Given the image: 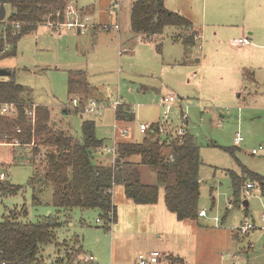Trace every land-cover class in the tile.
Wrapping results in <instances>:
<instances>
[{"label": "rangeland", "instance_id": "1", "mask_svg": "<svg viewBox=\"0 0 264 264\" xmlns=\"http://www.w3.org/2000/svg\"><path fill=\"white\" fill-rule=\"evenodd\" d=\"M69 1L83 13L91 14L97 25L98 22L111 23L119 12L121 31L107 33L96 28L103 33L93 37V30L86 35H77L60 29L62 34L58 35L60 32L42 24L34 32L24 35L15 50L8 47L15 54L0 60V69L13 71L16 81L30 91L32 101L49 107L57 126L69 131L79 141H82L84 120L96 122L97 137L104 140V146L108 148L114 145V140L141 142L144 138L140 132L141 124L151 126L168 120L167 124L171 122L175 127H185L201 147L199 207L208 211L207 217L201 220L202 225L216 232L202 237L199 262L192 244L189 247L173 244V249L187 257L186 264H234L233 257L237 256L245 258L239 264H264V188L255 184L253 190L243 189L238 201L229 174L241 175L245 168L264 177V157L252 155L253 149L264 145V86L235 91L226 71L219 70L212 60L203 62L205 48L200 51L198 43L194 49L186 47L180 37L185 32L180 28L167 27L162 36L154 39L134 34L130 16L135 0H120L119 11L113 10L116 0ZM166 3L171 11L188 17L195 26L202 28L198 17L205 8L204 0H167ZM207 11L209 18L212 13L210 0ZM235 33L237 31L231 29L228 36L234 39ZM210 39L209 34L208 38L202 37L201 45L205 47ZM79 73L83 74L79 93L84 89L82 80L85 79L90 85V94L69 97L70 79ZM167 95L176 98L168 117L164 114L166 107L161 104ZM75 96L84 102L103 98L102 102L105 100L111 104L106 103L109 108L101 115L66 108ZM116 101L129 105L136 114V119L126 126L116 122L115 110L111 107ZM64 109L69 110V114H63ZM121 128L129 129L130 134L122 136ZM237 133L244 137L240 146L234 143ZM16 146L19 155L14 163L12 148L6 145L0 146V159L4 161L9 181L22 186L23 190L4 199L0 205V221L10 211L21 210L24 206L32 222L42 216L56 215L57 209L52 204L54 186L44 185L42 173L35 172L32 162H28L33 158V147ZM112 160L108 151L102 150L94 155V163L108 165ZM144 181L157 184L153 173L146 169ZM34 198L40 204H35ZM160 199H164L163 186L160 187ZM128 200L124 186L116 185L113 193L116 220L109 223L98 211L75 210L72 213V222L64 224L57 232V241H67L69 247H73L75 238L82 241L81 256L70 264H92L88 261L90 255L96 257L98 264H133L140 253L162 249L165 241L154 237L156 228L151 229L146 220L141 222L150 207ZM126 202L135 206L134 209H129ZM127 221L136 225L146 223L148 227L134 238V234H127L129 226H124ZM245 221L254 224L255 228L247 235L237 237ZM42 255L44 264H59L60 258L66 259L64 247L59 252L55 244L46 246Z\"/></svg>", "mask_w": 264, "mask_h": 264}, {"label": "trees", "instance_id": "2", "mask_svg": "<svg viewBox=\"0 0 264 264\" xmlns=\"http://www.w3.org/2000/svg\"><path fill=\"white\" fill-rule=\"evenodd\" d=\"M69 3V0H0V9L5 6L7 11L6 18L0 20V60L15 54L8 47L15 50L24 35L45 24V18L64 21V15L58 18L57 13L61 11L63 14ZM17 24L21 25L19 29ZM130 26L134 34L146 38L162 36L167 27L180 28L185 32L180 37L186 47L192 49L198 43L197 39H201L193 23L169 10L164 0H135ZM9 72L8 76L0 77V145L33 147L30 162L35 172L42 173L44 185L54 186L52 204L57 213L32 222L24 206L4 215L0 221V264H44L42 253L50 244H55L59 252L61 247L65 249L66 259L60 258L59 264L77 261L83 252L81 239L75 238L73 247H69L67 241H57L58 230L72 222L75 210L98 211L107 223L115 221L113 191L118 184L124 186L126 197L137 205L157 204L160 187L163 186L165 203L171 213L180 221H199L201 147L187 129L181 136L180 128L171 122L153 124L141 142L118 141L114 163H94V155L106 147L104 140L97 137L96 122H82V141L58 127L52 110L47 106L36 105L33 122L27 114L35 105L30 91L16 81L13 71ZM82 76L79 73L71 77L70 97L76 94L89 96L91 88L85 79L82 80L84 89L79 93ZM7 103L17 107L16 116L1 114L2 106ZM63 114H69V110L64 109ZM115 119L126 126L136 119V114L132 107L121 104L115 111ZM37 163L39 165L36 166ZM0 169L6 172V179L0 180L1 205L4 199L18 195L23 187L9 181L4 163ZM145 169L153 173L157 184L145 183ZM229 174L238 201L248 184L264 188V177L245 168L241 175ZM34 200L37 201L35 204H40L37 198ZM161 263L185 264V261L179 256L165 255Z\"/></svg>", "mask_w": 264, "mask_h": 264}, {"label": "crops", "instance_id": "3", "mask_svg": "<svg viewBox=\"0 0 264 264\" xmlns=\"http://www.w3.org/2000/svg\"><path fill=\"white\" fill-rule=\"evenodd\" d=\"M164 1L167 7V0ZM204 2L205 8L201 11L200 16L198 17V23L202 24V28L200 26H195L193 21L187 17L193 23L194 27L199 30V36H201V38L205 36H207L208 38V34L211 37L210 41L206 42L205 47L201 45L202 51H204L205 48V51L203 52L205 53L203 62H205V60L211 62L212 60V62H216L217 68L219 70L226 71L230 75V80L232 81V85L235 91L243 88L247 90L249 89V86H254L255 88L264 86V0H210V3L212 4V13L210 14L209 18L207 11V3L209 2V0H204ZM168 9L171 10L170 7ZM116 14L117 15L115 16L114 21L107 25L119 23V31H121L119 12ZM186 15L189 14L186 13ZM98 23L104 24L101 22ZM208 26H212V29H208ZM231 29L237 31V33H235L234 35V39L228 36ZM113 30L114 29L103 32L110 33ZM55 31L56 33L60 32L57 33L58 35L62 34V30ZM103 32L99 30H93L91 34L93 37H97V35ZM73 33L82 35L78 31H74ZM242 38H248L251 41V44L248 46H241L239 44V40ZM196 47L197 45L194 48ZM142 90H145V92L147 91V89L143 87ZM97 100L99 102H102L103 98L102 100ZM103 102L111 104L105 100ZM35 105L37 104L35 103ZM8 147L12 148V162L14 163L15 159H17L19 155L16 154L17 146L9 145ZM0 160L4 162L2 159ZM28 162H30V160ZM128 201L132 202L131 200ZM130 202H126V206H128V208L132 210L135 206H132ZM146 206L150 208L147 212V217L143 218L141 222H144L146 220L149 223L151 229L155 227L157 232L154 233V237L165 241V245L162 247V249H154L152 251H159L163 254V256H179L185 261L186 264L187 257L185 255H183L182 257V253H180V251H175V249H173V244L181 245L184 247H189V244H192V249H196V257L197 261L199 262L201 255L200 252L203 244L201 239L205 236V234L211 236L210 234L214 231L203 228V223L201 220L206 217H200L199 221L197 222L188 220L180 221L175 214L171 213L168 210L165 203V198H159L158 203L155 205ZM204 210L208 214V211L206 209H200V211ZM141 222L138 225L133 224V221H127V223H124V226H129L127 234H134L133 236L135 238V236H138L140 233L145 232V228L148 227V225ZM247 222L249 223V221H245V223H243L241 226H244ZM250 231L251 230L244 234L239 231L237 233V237L239 236V234L247 235ZM193 243H195V245ZM142 254L144 253H140L139 255ZM91 257L94 258L93 261H90ZM95 258L96 257H94L93 255H90L88 257V261L92 264H98ZM233 259L234 264H239L240 262L245 261V258L243 256L233 257ZM136 263L137 260L133 264Z\"/></svg>", "mask_w": 264, "mask_h": 264}, {"label": "built area", "instance_id": "4", "mask_svg": "<svg viewBox=\"0 0 264 264\" xmlns=\"http://www.w3.org/2000/svg\"><path fill=\"white\" fill-rule=\"evenodd\" d=\"M121 7L120 0H116L115 4L113 5V10L119 11ZM64 15V21H52L49 18H45L46 22L45 24L49 27L60 30V29H66L67 31L74 32L78 31L80 34L85 35L90 30H95L96 28H100L103 31H110L112 29L119 30L120 25L119 23L113 24V25H107V24H95L92 21V17L90 14L83 13L82 10L74 5L73 3H69L66 7V10L63 12L59 11L57 13V17L60 18ZM17 29L21 27L20 24L16 25ZM147 39H154V38H147ZM199 49L201 50V39H197ZM239 44L241 46H248L251 44V41L248 38H242L239 40ZM176 102V98L174 96H165L161 100L162 106L166 107V110L164 112L165 116L168 117L170 110L173 106V104ZM121 105L119 101H116L113 103L111 107L114 108L116 111L118 107ZM68 107H73L74 109H81L84 113H90V114H99L101 115L107 108L106 103L99 102L97 100H89L88 102H84L81 98L75 96L73 99H71V104ZM35 108L36 105L33 106V109L31 111H27V114L32 118V121L35 122ZM1 114L2 115H10V116H16L17 115V107L14 104H4L1 108ZM168 120H165V122ZM119 124V123H117ZM150 129V126L148 124H141L140 125V132L146 133ZM186 132L185 127H181L179 130V134L183 136ZM120 134L122 136H126L130 134V130L127 128H121ZM117 140H114V145L111 148L105 147L103 151H108L113 156V160L111 163H114L115 156H116V146H117ZM244 142V137L241 136L239 133L236 134L234 138L235 146H240ZM18 144H15V146ZM9 146V145H8ZM252 155L254 156H261L264 157V145H260L258 148L252 150ZM3 165V162L0 160V168ZM6 179V172L0 169V180ZM255 188L254 184H248L247 185V191L252 190ZM199 217H207V212L200 211ZM218 224V223H217ZM255 228L254 225L251 223H246L244 226H241L239 228V231L241 233H246L249 230H253ZM163 259V254L159 251H152L148 254H142L138 256L137 263L136 264H163L161 263V260ZM94 258L91 257L90 261H93Z\"/></svg>", "mask_w": 264, "mask_h": 264}, {"label": "water", "instance_id": "5", "mask_svg": "<svg viewBox=\"0 0 264 264\" xmlns=\"http://www.w3.org/2000/svg\"><path fill=\"white\" fill-rule=\"evenodd\" d=\"M6 14H7V11H6L5 6H1V9H0V20H4L6 18ZM9 74H10L9 71L4 70V69H0V77L8 76ZM245 205H247V202L245 203Z\"/></svg>", "mask_w": 264, "mask_h": 264}]
</instances>
